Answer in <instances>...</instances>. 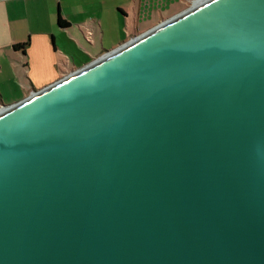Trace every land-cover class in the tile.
Instances as JSON below:
<instances>
[{
	"label": "water",
	"instance_id": "95a60500",
	"mask_svg": "<svg viewBox=\"0 0 264 264\" xmlns=\"http://www.w3.org/2000/svg\"><path fill=\"white\" fill-rule=\"evenodd\" d=\"M0 264H264V0H204L3 105Z\"/></svg>",
	"mask_w": 264,
	"mask_h": 264
},
{
	"label": "crops",
	"instance_id": "0c3cea01",
	"mask_svg": "<svg viewBox=\"0 0 264 264\" xmlns=\"http://www.w3.org/2000/svg\"><path fill=\"white\" fill-rule=\"evenodd\" d=\"M188 2L0 0V109L175 17Z\"/></svg>",
	"mask_w": 264,
	"mask_h": 264
},
{
	"label": "trees",
	"instance_id": "16d2710c",
	"mask_svg": "<svg viewBox=\"0 0 264 264\" xmlns=\"http://www.w3.org/2000/svg\"><path fill=\"white\" fill-rule=\"evenodd\" d=\"M59 24L61 27H68L69 26V24L67 22L63 21L62 19H59ZM23 48H24V45H17L15 47L16 50H21Z\"/></svg>",
	"mask_w": 264,
	"mask_h": 264
},
{
	"label": "rangeland",
	"instance_id": "374dc122",
	"mask_svg": "<svg viewBox=\"0 0 264 264\" xmlns=\"http://www.w3.org/2000/svg\"><path fill=\"white\" fill-rule=\"evenodd\" d=\"M198 1V0H197ZM196 0H189L188 5H187V9L193 7L195 5V3L197 2ZM186 10V9H185ZM107 50V49H106ZM109 51V50H108Z\"/></svg>",
	"mask_w": 264,
	"mask_h": 264
},
{
	"label": "bare ground",
	"instance_id": "6f19581e",
	"mask_svg": "<svg viewBox=\"0 0 264 264\" xmlns=\"http://www.w3.org/2000/svg\"><path fill=\"white\" fill-rule=\"evenodd\" d=\"M204 0H198L196 3H195V5L196 4H198V3H200V2H203Z\"/></svg>",
	"mask_w": 264,
	"mask_h": 264
},
{
	"label": "built area",
	"instance_id": "2783aa9c",
	"mask_svg": "<svg viewBox=\"0 0 264 264\" xmlns=\"http://www.w3.org/2000/svg\"><path fill=\"white\" fill-rule=\"evenodd\" d=\"M196 1H197V0H196ZM1 109H2V107H1ZM1 109H0V110H1Z\"/></svg>",
	"mask_w": 264,
	"mask_h": 264
}]
</instances>
